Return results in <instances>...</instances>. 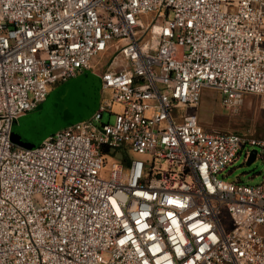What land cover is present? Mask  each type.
<instances>
[{
    "label": "built area",
    "instance_id": "obj_1",
    "mask_svg": "<svg viewBox=\"0 0 264 264\" xmlns=\"http://www.w3.org/2000/svg\"><path fill=\"white\" fill-rule=\"evenodd\" d=\"M111 51L94 115L13 143ZM205 89L264 96V0H0V264H264V180L220 177L264 138L206 128Z\"/></svg>",
    "mask_w": 264,
    "mask_h": 264
},
{
    "label": "rangeland",
    "instance_id": "obj_2",
    "mask_svg": "<svg viewBox=\"0 0 264 264\" xmlns=\"http://www.w3.org/2000/svg\"><path fill=\"white\" fill-rule=\"evenodd\" d=\"M143 19L148 21L147 17ZM113 59H115L113 52L99 56L95 62L96 69H105ZM78 79L79 76L55 85L54 89L56 90L53 92L52 99L48 101V104H42L39 107L37 112L40 115L36 120H33V123L29 125H27L28 122H24L18 129L15 126L13 143L24 148L40 145L43 142L40 143L41 135L44 132L62 128L77 121L86 111V103L89 104V102L86 101L84 92L64 89L67 85L74 84ZM100 93L103 98L110 96V92L106 90H102ZM114 108L118 109L117 106ZM36 110L29 114H34ZM187 111L188 109H185V112ZM197 113L201 123L208 129L222 132H251L256 137L264 138V96L247 95L239 111L233 114L222 106L220 95L216 91L205 89ZM107 120L108 114H105L104 122ZM246 162L244 154L240 155L235 163L220 174V177L224 176L227 181L239 180L248 185L262 183L264 180L263 158H258L250 165H247Z\"/></svg>",
    "mask_w": 264,
    "mask_h": 264
},
{
    "label": "water",
    "instance_id": "obj_3",
    "mask_svg": "<svg viewBox=\"0 0 264 264\" xmlns=\"http://www.w3.org/2000/svg\"><path fill=\"white\" fill-rule=\"evenodd\" d=\"M101 88H102V84H101L99 78L97 76H93V75L80 76L79 79L74 84L67 85L66 89H64L66 91H79L81 93L84 92L85 97H86L85 99H86L87 102H89V104L86 103L87 104V106H86L87 109L84 112V114H82L80 116V118L77 119V121H75L73 123H69L66 126L71 125V124H74V123H77V122H80V121H83V120L91 117V115L94 113V111L99 106L100 90H101ZM52 96H53V93L50 96V98H49L48 101H50L52 99ZM47 104H48V102H47ZM39 115H40V113L38 112V113H36L34 115H29V116H26L24 118H21L19 120V126H22L24 124V122H28L27 125L32 124L33 123V120L35 121L36 118ZM59 129H61V128H55V129H51L49 132H47V131L44 132L41 135V141H40V143L42 141H44L50 135L54 134ZM12 140H13V138H12ZM38 146L39 145L34 146V147H31V148H36ZM256 153H257V150L254 149L252 151L251 157L246 162L247 165H250V164H252L255 161Z\"/></svg>",
    "mask_w": 264,
    "mask_h": 264
},
{
    "label": "crops",
    "instance_id": "obj_4",
    "mask_svg": "<svg viewBox=\"0 0 264 264\" xmlns=\"http://www.w3.org/2000/svg\"><path fill=\"white\" fill-rule=\"evenodd\" d=\"M111 53H112V51H111ZM96 61H97V58L93 60L94 65H95V62H96ZM108 65H109V63L107 64V66H106L105 69H107ZM102 69H104V68L99 69V71H93V70H89V69H88V70H85V71H83V72L79 75V77H80V76H84V75H93V76H97V77L99 78L101 84H102V80H101V77H100V73L102 72ZM105 69H104V70H105ZM104 70H103V71H104ZM55 90H56V89L53 88V89L50 91L47 100H46L45 102L41 103V104L39 105V107H40L42 104L45 105V104L48 102L50 96L52 95V93H53ZM100 91H102V88H101ZM101 98H102V95H101V93H100L99 104H100V102H101ZM39 107L37 108V110H36V112H35L34 114L38 113L37 111H38ZM98 107H99V106H98ZM97 109H98V108H97ZM97 109L94 111V113L97 111ZM94 113H93L92 115H94ZM34 114H29V113H28V114H25V115L21 116V117L18 119V121H16V122L14 123L13 130H12V136H11L12 138H13V131H14L15 126L17 127V129H18V127H19V120H20L21 118H24V117L29 116V115H34ZM92 115H91V116H92Z\"/></svg>",
    "mask_w": 264,
    "mask_h": 264
}]
</instances>
